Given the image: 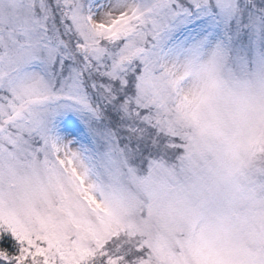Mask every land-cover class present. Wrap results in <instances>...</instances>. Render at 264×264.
<instances>
[{"label": "snow or ice", "instance_id": "6c2138e0", "mask_svg": "<svg viewBox=\"0 0 264 264\" xmlns=\"http://www.w3.org/2000/svg\"><path fill=\"white\" fill-rule=\"evenodd\" d=\"M0 264H264V0H0Z\"/></svg>", "mask_w": 264, "mask_h": 264}]
</instances>
